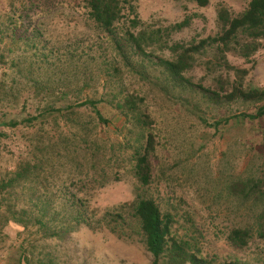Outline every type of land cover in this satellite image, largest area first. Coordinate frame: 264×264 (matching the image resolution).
I'll list each match as a JSON object with an SVG mask.
<instances>
[{
    "label": "rangeland",
    "instance_id": "rangeland-1",
    "mask_svg": "<svg viewBox=\"0 0 264 264\" xmlns=\"http://www.w3.org/2000/svg\"><path fill=\"white\" fill-rule=\"evenodd\" d=\"M126 1L130 3L126 4V16H138L154 29H164V49H153L156 61L158 55L174 59L182 51L180 47H200L203 41L221 36L219 11L226 9L236 16L251 0H210L207 7L188 1ZM183 22L186 25L179 31L166 30ZM129 25L123 21L120 29ZM111 46L83 0H0V120L20 123L17 127L0 126V180L19 163L33 161L35 154L39 155L36 147H40L54 156L43 165L36 196L54 199L58 208L64 198L76 195L89 198L90 207L104 212L140 194L154 199L162 213L172 217L174 235L188 241L197 255L217 262L264 264V194L243 195L235 190L240 183H264V119L242 117L255 114L264 100L223 98L216 103V98L200 89L175 83L155 63L145 64L142 75L122 67L119 88L125 95L130 92L143 99L141 108L154 121L147 130L157 145L151 184L141 186L130 167L119 168L104 185L93 183L85 160L78 166L66 158V151L80 139L88 140L82 146L87 152L95 137L105 145L135 140L139 131L116 108L122 96L114 98L118 87L108 70L114 58ZM235 47L234 42L226 50L211 40L189 52L185 76L223 97L235 88L264 90V42L248 59ZM39 80L50 82L55 90L61 84L58 90H62L46 98L34 86ZM88 97L105 99L99 109L109 120L107 126L96 120L91 109L75 107ZM70 105L73 110L67 109ZM51 106L65 112L48 111ZM72 111L76 115L69 114ZM34 117L39 119L30 124L28 120ZM130 129L133 134H128ZM17 193L23 202L31 196L21 187ZM23 202L18 204L24 206ZM6 203H0V264H20L24 249L37 262L153 263L137 231L131 238L85 225L60 237H48L34 224L27 230L13 224L3 231L1 213ZM236 227L252 231L244 248L228 240ZM166 263V259L160 262Z\"/></svg>",
    "mask_w": 264,
    "mask_h": 264
},
{
    "label": "trees",
    "instance_id": "trees-1",
    "mask_svg": "<svg viewBox=\"0 0 264 264\" xmlns=\"http://www.w3.org/2000/svg\"><path fill=\"white\" fill-rule=\"evenodd\" d=\"M83 1L94 24L101 29L104 37L112 45L114 58L108 70H111L112 82L116 83L118 87V94L114 95V98H118L119 95L122 96L116 108L120 111L121 117L124 116L132 122L133 129L139 130L135 140L110 141L104 145L102 140L95 137L86 152L82 146L88 140L80 139L79 143L74 144L71 149L66 151V158L71 163L82 166L79 162L81 160L86 161L87 176L91 177L93 183L104 185L113 180V177L118 174L119 168L129 167L141 186H149L152 182L153 159L157 145L154 135L147 133V130L154 124V121L141 108L143 99H139L130 92L125 95L119 88L122 67H126L131 72L137 71L142 75L146 72L145 64L155 63L163 68L175 83L200 89L203 93L210 94L212 99L216 98V103H221L223 98L228 101H233L236 98L244 99V101L264 100V90L247 92L242 88H235L233 92L223 97L218 92L215 93L201 85L193 84L185 76V72L190 67L191 55L189 52L199 50L211 40L219 43L226 50L231 48L235 42V50L240 56L247 59L258 52L264 42V0H251L246 10L236 16H232L226 9H221L219 11V20L223 26L221 36L203 41L200 47H180L182 51L174 59H166L158 55L154 57L156 61L152 59L154 56L152 53L154 52L153 49H164L165 43L162 39L164 29H154L151 25L143 23L138 16L134 18L126 16V4H130L126 0ZM173 1L194 2L199 7H207L210 4V0ZM123 21H128L130 24L126 30L120 29ZM185 25L184 22L178 23L166 30L179 31ZM60 85H57V90H55L50 82L39 80L37 83L35 82L34 86L39 88L45 97L46 95L50 97L52 92L56 94L61 92V88L58 90ZM103 87L105 88V85ZM103 102H105L103 98L88 97L84 101L76 102L75 107L91 109L96 120L107 126L109 120L99 109V105ZM67 109L73 110L74 106L70 105ZM48 111L63 114L65 109L51 106ZM69 114L76 115V112L72 111ZM242 117L251 121L264 119V105L259 107L255 114H243ZM38 119V117H34L28 122L31 124ZM19 124L15 120L9 122L0 120V126L17 127ZM216 126H219V123ZM133 129L128 130V134H133ZM36 148L39 155L35 154L33 161L19 163L8 177L0 180V203L2 205L5 200L7 201L5 211L1 213L3 231L13 224L24 230L34 224L48 237L63 236L79 225H85L92 230L106 228L119 237L126 238H131L132 234L137 231L143 236L146 247L154 258L152 264H160L162 259H166V264H250L240 260L217 262L197 255L188 241L174 235L172 217L163 214L154 199L140 194L133 201L104 212H100L96 207H90L89 198L84 200L76 195L64 198L65 201L59 209L55 205L54 199L43 200L40 196H36L37 188L41 184L43 165L45 162H51L54 156L51 151L50 153L40 147ZM19 187L31 192V196L23 199L25 202L20 199L21 196L17 193ZM235 190L243 195H249L254 191H261L264 194V183H240L236 185ZM7 196L10 199H7ZM18 202H23L24 206H20ZM66 223L71 227L66 226ZM251 238L252 231L250 228L236 227L229 234L228 240L233 246L244 248ZM20 264L56 263L53 260L37 262L33 254L24 249L20 255Z\"/></svg>",
    "mask_w": 264,
    "mask_h": 264
}]
</instances>
